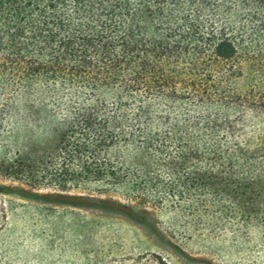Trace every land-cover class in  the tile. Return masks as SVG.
Wrapping results in <instances>:
<instances>
[{
  "label": "trees",
  "instance_id": "16d2710c",
  "mask_svg": "<svg viewBox=\"0 0 264 264\" xmlns=\"http://www.w3.org/2000/svg\"><path fill=\"white\" fill-rule=\"evenodd\" d=\"M0 142L10 180L264 259V0H0Z\"/></svg>",
  "mask_w": 264,
  "mask_h": 264
},
{
  "label": "rangeland",
  "instance_id": "374dc122",
  "mask_svg": "<svg viewBox=\"0 0 264 264\" xmlns=\"http://www.w3.org/2000/svg\"><path fill=\"white\" fill-rule=\"evenodd\" d=\"M260 257L229 240L171 238L117 197L34 190L0 172V264H264Z\"/></svg>",
  "mask_w": 264,
  "mask_h": 264
}]
</instances>
